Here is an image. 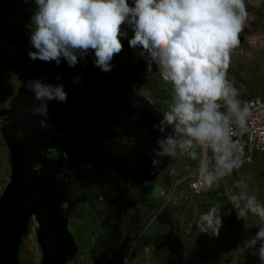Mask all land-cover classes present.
Instances as JSON below:
<instances>
[{
	"label": "clouds",
	"instance_id": "clouds-1",
	"mask_svg": "<svg viewBox=\"0 0 264 264\" xmlns=\"http://www.w3.org/2000/svg\"><path fill=\"white\" fill-rule=\"evenodd\" d=\"M34 5L25 27L27 56L59 66L75 68L81 61L101 72L112 70V61L127 40L146 65L145 78L157 73L171 85V102L163 111L150 96L144 100L161 114L153 128L161 134L152 148L151 165L156 171L164 159L178 152L198 160L196 180L190 187L201 190L219 187L243 164L242 147L233 139L236 130L247 127L249 108L238 99L239 92L227 77L230 54L240 43L239 33L247 18V5L264 0H23ZM131 33V35H130ZM250 44H255L249 38ZM83 74L69 78L81 84ZM58 83L45 78L28 79L24 86L34 97L30 109L49 128V102L66 103L68 92L61 76ZM81 86H83L81 84ZM223 109V110H221ZM197 149L200 151L197 152ZM238 192L226 190L230 208L223 213L213 206L195 221L199 234L219 237L223 216L232 212L248 230L249 214L258 218V230L243 246L264 264V203L247 191L240 179Z\"/></svg>",
	"mask_w": 264,
	"mask_h": 264
},
{
	"label": "flooded vegetation",
	"instance_id": "flooded-vegetation-1",
	"mask_svg": "<svg viewBox=\"0 0 264 264\" xmlns=\"http://www.w3.org/2000/svg\"><path fill=\"white\" fill-rule=\"evenodd\" d=\"M28 32L0 14V35L10 37L13 60L12 84L0 85V264H43L46 257L61 264L70 233L78 255L87 202L97 209L102 197L131 208L172 159L153 171L151 151L161 135L153 124L162 117L144 95L100 72L89 58L75 68L30 60ZM79 73L83 86L69 80ZM57 75L68 100L49 102L45 128L30 111L34 97L24 84L42 76L55 84ZM110 238L94 245L96 264L116 262Z\"/></svg>",
	"mask_w": 264,
	"mask_h": 264
},
{
	"label": "rangeland",
	"instance_id": "rangeland-1",
	"mask_svg": "<svg viewBox=\"0 0 264 264\" xmlns=\"http://www.w3.org/2000/svg\"><path fill=\"white\" fill-rule=\"evenodd\" d=\"M33 8L34 5L23 0H0V14L6 22L26 25ZM247 13L239 33L241 43L232 50L227 69V77L237 88L239 100L264 97V3L255 7L247 5ZM249 38L255 44H250ZM9 40V36L0 35V85L12 84V72L8 70L13 62L7 49ZM122 43V51L112 61L114 67L102 73L150 96L163 111H168L171 85L163 82L157 73L146 79L144 61L128 46L126 39ZM88 58L92 62L93 58ZM197 166L198 160L178 152L163 175L145 184L146 193L129 209L116 207L102 197H97V209L93 202H87L86 229L77 236L81 241L79 252L67 264H96L92 249L96 242L110 238L111 233L109 246L117 259L111 264H259L251 252L243 248L236 250L258 230L257 217L249 214L246 230L234 212L224 215L221 233L213 238L199 234L194 225L200 214L213 206L222 213L230 208L225 191L238 192L235 184L240 179L247 183L248 193L264 203V151L255 152L244 167L220 180L219 187L206 189L201 194L189 188Z\"/></svg>",
	"mask_w": 264,
	"mask_h": 264
},
{
	"label": "built area",
	"instance_id": "built-area-1",
	"mask_svg": "<svg viewBox=\"0 0 264 264\" xmlns=\"http://www.w3.org/2000/svg\"><path fill=\"white\" fill-rule=\"evenodd\" d=\"M242 104H247L249 108V116L247 119V127L245 130H236V135L233 139H237L242 147V159L243 164L239 168L245 166L250 157L259 151H264V97L253 96L247 99H240ZM223 110V109H221ZM198 151H200L198 149ZM198 166L195 168L191 175L189 188L194 192L190 185L196 180ZM237 169V170H239ZM205 190H201L198 194L203 193Z\"/></svg>",
	"mask_w": 264,
	"mask_h": 264
},
{
	"label": "water",
	"instance_id": "water-1",
	"mask_svg": "<svg viewBox=\"0 0 264 264\" xmlns=\"http://www.w3.org/2000/svg\"><path fill=\"white\" fill-rule=\"evenodd\" d=\"M68 233V231H67ZM70 235V246L71 248L69 249V253L66 254V256L64 255V257L60 259L59 262H61V264H66L67 262L73 260L77 254V245L73 239V236L71 235V233L69 234ZM68 252V251H67ZM43 264H54L51 260V258H48L46 257Z\"/></svg>",
	"mask_w": 264,
	"mask_h": 264
}]
</instances>
